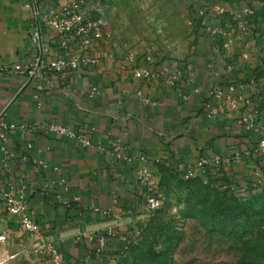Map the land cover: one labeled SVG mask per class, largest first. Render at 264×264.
<instances>
[{
  "label": "crops",
  "instance_id": "0c3cea01",
  "mask_svg": "<svg viewBox=\"0 0 264 264\" xmlns=\"http://www.w3.org/2000/svg\"><path fill=\"white\" fill-rule=\"evenodd\" d=\"M67 1L38 0L42 12ZM95 2L89 0V6ZM33 25L31 0H0V114L6 123L36 126L25 133L9 132L8 153L0 149V187L9 181L27 185L31 213L46 236L57 235L65 264H114L143 223L148 189L163 170H174L175 163L239 154L240 160L221 166L219 176L250 174L257 134L240 119L254 113V101L260 97L252 91L254 71L245 69L237 75L241 68L227 63L226 54L214 43L207 42L188 61L140 63L162 71L156 81L136 78L124 57L104 55L98 63L71 73L67 81L44 73L37 80L42 86L38 89L37 81H28L25 68L34 54ZM45 33L48 62L79 49V42L71 39L64 47L53 31ZM239 81L247 82L248 88L237 94L253 103L212 114L221 103L214 89L227 91L228 82ZM50 123L87 135L91 145L47 132ZM117 145L121 158L114 153ZM140 156L152 169L148 185L136 178V167L143 164L136 158ZM40 159L62 169L66 186L58 182L59 174L35 170L34 161ZM234 181L242 186L240 180ZM1 227L9 238L0 241V264H52L44 244L36 235L22 234L15 219ZM101 236L106 238L104 245Z\"/></svg>",
  "mask_w": 264,
  "mask_h": 264
},
{
  "label": "rangeland",
  "instance_id": "374dc122",
  "mask_svg": "<svg viewBox=\"0 0 264 264\" xmlns=\"http://www.w3.org/2000/svg\"><path fill=\"white\" fill-rule=\"evenodd\" d=\"M217 2L228 11L215 13ZM246 7L253 14L239 16ZM88 9L99 29L81 49L98 58L132 54L139 63H175L214 43L242 69L237 75L254 71V114L264 125V0H97ZM201 11L216 34L201 25ZM224 31L232 40L228 51ZM251 156L250 174L225 175V192L213 178L163 170L148 189L158 205L144 211L142 229L114 264H264V164Z\"/></svg>",
  "mask_w": 264,
  "mask_h": 264
},
{
  "label": "built area",
  "instance_id": "2783aa9c",
  "mask_svg": "<svg viewBox=\"0 0 264 264\" xmlns=\"http://www.w3.org/2000/svg\"><path fill=\"white\" fill-rule=\"evenodd\" d=\"M31 4L34 15V25L31 33L34 54L31 63L25 66L28 81H37L46 72L51 76L67 81L71 73L82 66L98 63V57L82 52L81 49L89 41L90 34L99 29L98 23L89 13V0H68L63 6L53 5L48 7L45 12L41 11L38 0H31ZM211 9L217 14H224L228 11V7L221 2L212 5ZM253 12L250 7H246L240 10L239 16H242L244 13L253 14ZM203 14V11H201L199 16L201 25L207 28L211 34H216L217 30L211 28L209 25V17ZM46 30L53 31L61 40L64 47H67L71 39L76 43L79 42V49L68 54L58 55L48 62L47 58L50 55V47L46 43ZM224 35L226 38L223 48L228 51L232 40L229 32L224 31ZM125 60L131 65L132 73L136 78L156 81L162 74V71L153 70L140 64L132 54L128 55ZM188 71L190 74L188 78L192 81L194 69L191 64L188 65ZM176 78L177 76H174L170 80V84L173 85ZM36 84L38 89H42L38 81ZM247 88L248 83L244 81L237 83L228 82L227 91H224L220 86L216 87L213 94L221 103L219 109H214L211 113L216 114L220 109L237 110L240 103H244L245 105L252 104V99L245 97L242 93L237 94L238 91H244ZM195 91L199 92L200 89L196 88ZM95 95L96 90L90 93L91 97ZM35 97L38 98V94ZM240 123L257 134L256 145L250 151V154H258L262 158V164H264V125H260L257 116L251 112L243 115ZM34 128H36L35 125L26 127L25 125L6 123L0 114L1 151L4 154L8 153L7 143L10 131L18 129L22 133H25L33 131ZM46 131L73 138L83 145H91V140L87 135L79 134L61 123L46 125ZM114 153L118 158L123 156L119 145L115 147ZM136 158L143 162L142 165L136 167V178L142 185H148L152 181V169L145 157L140 156ZM233 160H240V155L238 154L234 158L220 155L213 157L201 156L193 164L175 163L174 169L183 179L200 176L207 180L211 176L219 175L221 173V166L223 164H230ZM34 163L35 170L38 172L46 170L59 174L58 182L66 186V178L59 166L50 165L43 159L34 161ZM262 172L261 170L257 171L258 174H262ZM79 199L78 196L74 197L75 201ZM146 204L148 208H155L158 205V201L153 196L147 195ZM11 219H15L20 231L28 235L37 236L38 240L44 244L43 251L47 254L52 264H65V255L56 245L57 235L53 233L51 238L50 236H46L42 232L40 224L33 217L27 202V185L23 181H19L16 186L9 181L0 187V241L8 240L9 234L6 230L2 229L1 225L3 222ZM137 234H139L138 230ZM105 241L106 238L104 236L99 238L101 245H104Z\"/></svg>",
  "mask_w": 264,
  "mask_h": 264
},
{
  "label": "trees",
  "instance_id": "16d2710c",
  "mask_svg": "<svg viewBox=\"0 0 264 264\" xmlns=\"http://www.w3.org/2000/svg\"><path fill=\"white\" fill-rule=\"evenodd\" d=\"M254 72L253 73H251V75L250 76H254ZM258 138V136H255V138L253 139L254 141L256 140ZM255 145H256V142H253V148H252V150L254 149V147H255ZM174 171H175V169H174ZM176 172V171H175ZM177 173V172H176ZM178 174V173H177ZM179 175V174H178ZM210 178H213L215 181H217V182H221V184H222V188H221V190L223 191V192H225L227 189L225 188L226 187V181H227V177L225 176V175H223V176H219V175H217V176H211ZM141 225L142 224H140L138 227H137V230L138 231H140L141 229H142V227H141ZM129 243H130V241H127L126 242V244H125V247H124V249L122 250V252L120 253V257H123V256H125V254H126V252H128L129 251V249H130V245H129Z\"/></svg>",
  "mask_w": 264,
  "mask_h": 264
}]
</instances>
